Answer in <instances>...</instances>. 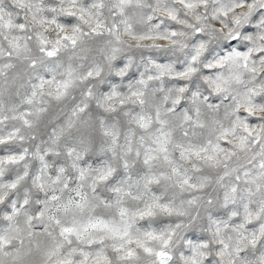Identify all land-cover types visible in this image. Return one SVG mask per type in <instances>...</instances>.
I'll return each instance as SVG.
<instances>
[{
  "label": "clouds",
  "instance_id": "clouds-1",
  "mask_svg": "<svg viewBox=\"0 0 264 264\" xmlns=\"http://www.w3.org/2000/svg\"><path fill=\"white\" fill-rule=\"evenodd\" d=\"M0 264H264V0H0Z\"/></svg>",
  "mask_w": 264,
  "mask_h": 264
}]
</instances>
